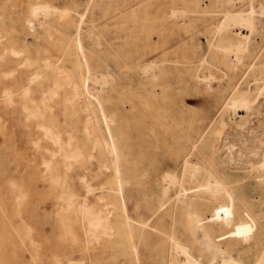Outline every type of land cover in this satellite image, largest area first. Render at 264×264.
<instances>
[{"label":"rangeland","instance_id":"374dc122","mask_svg":"<svg viewBox=\"0 0 264 264\" xmlns=\"http://www.w3.org/2000/svg\"><path fill=\"white\" fill-rule=\"evenodd\" d=\"M247 3H252L256 11L258 31L241 47L244 29L237 32L231 27L220 40L214 31L221 17L194 20L185 13L194 8L195 0L185 4L180 0H46L59 12L54 16L56 24L49 28L35 22L32 30L24 25L29 10L27 0H0V43L14 41L17 53L3 51L5 47L0 45V78L5 81L8 66L19 61L18 71L23 76L44 74L35 84L44 79L48 83L56 80L62 86L59 92L67 91L65 78L81 60L69 47V39L79 26L90 64L116 69L117 74L105 79L107 83L100 81L97 85L113 87L112 100L121 109L114 117L121 120L127 143L140 157L137 176L124 179L126 188L135 187L141 180L153 193H159L162 186L169 190L166 169L181 176V152L201 136L197 143L199 161L192 156V164H198L200 173L207 169L219 178L230 176L231 186L238 188L235 196L219 204L223 209L218 205L216 208L221 210L211 211L216 218L208 211L211 217L203 215L212 250L229 247V251H239L240 257H248H242L243 264L249 260L248 264H255L264 255V201L259 203L256 198L260 195L264 199V186L256 185L264 169L251 167L264 155V0H232L229 14L247 8ZM45 59L51 63L61 61L63 72L57 75L46 69ZM146 65L148 83L141 72ZM240 96L250 104L248 108L233 109L235 113L227 104ZM5 113L1 104L0 264H130L132 260H117L115 244L108 246L102 236L93 239L86 215L78 209L84 197L96 209L108 201L110 192L104 183L110 171L99 168V156L94 153V158H88L84 152L78 158L67 154L70 158L65 159L69 152L66 148L52 156L43 146L51 151L56 147L48 138H42L36 118H27L18 111L11 122ZM77 117L76 107L68 103L60 116L66 122L55 129L61 140L66 141L68 132H73L79 141L89 142ZM29 135L42 139L34 146ZM42 158L53 160L51 169H45ZM164 162L165 169L157 170ZM81 176L84 180L79 179ZM137 197L142 198V203L151 202L140 193ZM168 203L160 204L166 207V218L145 228L147 237L137 245L139 264H171L172 242L184 241L189 232L180 204ZM218 232L223 234L218 237ZM245 243L248 246L240 248Z\"/></svg>","mask_w":264,"mask_h":264},{"label":"bare ground","instance_id":"6f19581e","mask_svg":"<svg viewBox=\"0 0 264 264\" xmlns=\"http://www.w3.org/2000/svg\"><path fill=\"white\" fill-rule=\"evenodd\" d=\"M180 1L185 4L189 0ZM231 3L232 0H195L194 8L187 11L185 10V13L194 16V18H192L194 20L204 19L205 16H210L212 18L221 17L222 20L217 24L216 30L214 31V34L217 33L216 37L218 36L220 40L225 38L224 34L229 31L231 27L235 28L237 32H239V29H244L246 33L243 35L242 42H239L240 44H243L241 47H244V45L250 40L251 36L258 31L255 16L256 11L254 10L252 3H247V8L242 7L237 13L229 14V6ZM224 5H227L225 9L222 7ZM27 7L29 10L24 19V25L28 30L33 29L35 22L38 23V25L47 24L49 28H54V25L56 24L54 16L59 14V12L57 13V11H55L57 8L52 6V9L46 4V0H27ZM263 8L264 7H262V9ZM182 13L184 14V12ZM80 17L81 21L82 16ZM261 20L262 19H260V21ZM80 21L78 25L80 24ZM236 35H238V33ZM69 41V47L74 49L73 53L80 56L81 60L77 62L79 67L76 66L77 69L74 71L71 70V73L65 78L68 87L67 91L59 92V89H61L62 86L59 85L56 80L48 83L47 80L44 79L35 84L36 80L45 77L43 76L44 74H42V76L38 73L33 74L30 77L23 76L22 73L18 71L21 62H13V65L11 64L8 66V72H5V78L7 79L2 81L0 78V105L3 104L5 106V114L10 116V121L12 120L13 115L18 113V111L24 112L27 118H36L38 121L36 128L43 132L42 138H48L56 147L55 151H51L48 147L43 146L45 151L50 152L52 156H55L59 151L62 152L64 148L69 150L64 157L65 159L70 158L67 154H73L75 158H78L82 153L86 152L88 158H94V153H96L100 158V161H98L99 168H104L110 171L107 180L104 183L105 186L108 185L106 189L110 192L108 194V201H106L100 209H96L93 204H90L86 197H84V199L78 204V209L83 211V213L81 212L82 215H86L87 226L90 229V233L93 235V239L97 240L102 236L104 242L108 246L111 243L115 244L117 246L119 257L117 260H132V262H129L130 264H139L140 254L137 245L141 240L146 239L147 237L144 236L145 228L152 227L153 222L166 218V207L161 208L160 204L166 206L167 202H172L176 203V205L180 204L179 206L182 209L184 221L186 222L187 227H189V232L185 234L186 236L184 235L186 237L184 241L181 239L182 242H172L169 257L171 264H243V256L240 257L238 253L239 251H229V247L227 248L225 244L224 245L227 248L225 250L224 248H219L215 251L212 250L209 241L210 239L207 237L204 229L203 215H205V217L210 216V214H207V211L208 213H212L211 211H213L222 201H225L229 196H235V190L238 188L235 189V186H231L233 179L231 180L230 176H228L227 179L224 177L219 178L220 176H216L212 171L207 169H205L203 173H200V169L197 167L198 164H192V156H195L196 161H199L197 143L200 141L201 136L196 141L192 142L186 151L181 152V176L171 173L169 168L166 169L164 177L166 179L168 178L166 186L169 190L165 188L163 189L162 186L159 193H153L149 185L144 182L141 183V180L136 183L135 187L126 188L124 179L129 178L132 180V178L137 176L135 175V172L140 163V157H138L137 153H134L133 150H131L132 147L127 143V132L125 131V128L122 127V124L119 123L121 120L117 121L114 117L115 113L118 112L120 108L118 103L116 104L112 100L111 93H113V87L97 85L100 81L107 83L105 79L116 73V69H110V71L107 70L108 67L102 69L101 67H96L90 64L82 45L79 26L75 28V34L69 39ZM1 44L5 47V49H2L3 51L8 49L13 54H17L13 48L14 41L8 43L9 48L7 43H0V45ZM240 44L238 46H240ZM235 47H237V45ZM239 51L236 52L239 53ZM233 57L234 56H232V58ZM238 60L240 59H237V62H239ZM44 67L46 69H52L53 73L58 75L63 72L65 66L61 61L59 63H51L48 59H45ZM147 67V65L144 66L141 72L145 77V81L148 83L150 81V74ZM116 74L115 76L117 77L118 75ZM137 76L138 82H141V80H139V75ZM33 83L35 85L34 87L32 86ZM99 88L103 90H100ZM68 103H72L73 106L76 107L78 112L77 121L80 122V129L85 136H87L89 142L86 143L79 141L73 132H68L67 140L63 141L60 139V134L55 133L57 125L66 122L64 119L60 120V116L64 115ZM29 104H32V107H29ZM249 104L250 101L247 98L240 96L230 99V102L227 105L232 108L231 110H237L238 108H248ZM223 110L225 112V109ZM216 117H218V115ZM78 131L79 129L75 130V132ZM29 137L32 139L34 146H37L42 139L40 136L29 135ZM52 163V159L48 160L42 158L41 164L45 166V169H49ZM165 167L166 162H164V165L161 167L159 166L157 170L165 169ZM251 167L256 170L264 169V155H262L261 160L256 163L255 167L253 165H251ZM142 175L143 174H140V176ZM258 178L259 181L256 185L264 186V174L258 176ZM79 179L84 180L82 176L79 177ZM178 189L179 192L175 193L174 191ZM88 192H91V190L88 189ZM139 193L141 196H148L151 202L142 203V198L137 197ZM61 197L62 196H60L59 199H61ZM170 198H172V200ZM256 198L259 203L264 201L260 195ZM69 199L71 198L69 197ZM99 199H102V196H100ZM244 199L243 196L241 200ZM253 203L256 205L255 203L257 202L255 201ZM151 204H154L155 206ZM220 205L219 207L223 209ZM220 208L216 209L221 210ZM243 209L245 210V208ZM248 209H250V207ZM203 210H205V212H203ZM214 215L216 214H213V217H215ZM207 221L209 220H206V222ZM212 222L209 224L212 223L211 226L215 225V221ZM218 228L215 229L218 230ZM219 231H221L220 228ZM220 233L222 232H218V237L220 236ZM222 240L225 241L224 237ZM248 244L249 243H245L240 248H245ZM255 245L252 244L251 246ZM230 246H232V244ZM255 247L253 249H255ZM231 248L234 249V247ZM261 252L263 253V250ZM241 253L242 251H240V254ZM245 255L247 254H244V256ZM255 255H253V258ZM245 257L246 259L248 258L247 256ZM259 259L261 260H255V262L258 261L256 262L257 264H263L264 255H260ZM248 262H250V260ZM70 264L73 263L70 262Z\"/></svg>","mask_w":264,"mask_h":264}]
</instances>
